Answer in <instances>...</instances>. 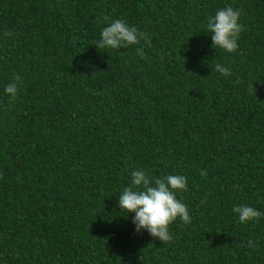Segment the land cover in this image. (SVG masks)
<instances>
[{"label":"trees","instance_id":"trees-1","mask_svg":"<svg viewBox=\"0 0 264 264\" xmlns=\"http://www.w3.org/2000/svg\"><path fill=\"white\" fill-rule=\"evenodd\" d=\"M226 6L234 53L205 31ZM116 19L149 34L143 58L94 45ZM137 169L187 178L170 243L118 207ZM241 204L264 212V0H0V264H264Z\"/></svg>","mask_w":264,"mask_h":264},{"label":"clouds","instance_id":"clouds-1","mask_svg":"<svg viewBox=\"0 0 264 264\" xmlns=\"http://www.w3.org/2000/svg\"><path fill=\"white\" fill-rule=\"evenodd\" d=\"M241 10L232 6L219 8L214 15L207 18L206 32L210 34L213 48H220L228 53H234L239 48L238 40L245 26L240 23ZM151 44V38L145 31L135 25H129L124 19H116L104 27L100 39L94 41L98 49H118L133 45L141 58L145 52L143 45ZM214 71L223 76L230 77L232 70L220 63L215 64ZM21 77L17 74L14 79L4 87V92L15 100L19 94L18 84ZM234 84H243L242 79L233 81ZM250 95L257 96V89L253 82L247 85ZM201 175L206 172L201 171ZM188 189L187 178L183 175H166L156 177L149 170L137 169L131 173V186L125 187L118 197V207L128 215L134 213L132 223L135 230L140 233L146 230L153 238L162 243H170L174 236L170 225L180 221L183 224L191 223L188 206L178 198V194ZM241 223L259 221L264 212L256 208L241 204L233 207ZM127 215V216H128ZM252 241H248L249 246Z\"/></svg>","mask_w":264,"mask_h":264}]
</instances>
